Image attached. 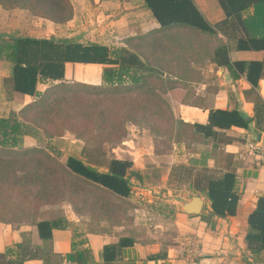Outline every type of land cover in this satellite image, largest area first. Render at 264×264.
Returning <instances> with one entry per match:
<instances>
[{"label": "crops", "instance_id": "0c3cea01", "mask_svg": "<svg viewBox=\"0 0 264 264\" xmlns=\"http://www.w3.org/2000/svg\"><path fill=\"white\" fill-rule=\"evenodd\" d=\"M88 2L87 11L83 7L63 23L43 18L21 21L20 9L5 10L0 6V33H3L0 40L22 36L59 41L71 39L78 43L124 47L135 52V45L127 44V40L133 43L148 35L164 36L167 32L143 0ZM193 2L217 35L196 31L192 34L174 26L170 30L185 31L180 36L181 42L178 39L181 44L169 49L161 46L150 58L152 63L154 58L159 63L162 61L161 67L154 66L155 72L160 74L157 92L167 102L175 120L174 134L178 136L179 148L165 153L167 160L159 162L151 148L143 151L138 145H132L136 138L132 132V137L122 143L130 145L129 154H142L144 162L133 163L131 155L117 157L132 162L127 172L132 188L124 203L114 201L102 205L100 201L94 207L81 205L76 208L68 203L54 211L46 209L32 222L0 220V264H264V251H250L245 241L248 216L258 199L264 197V164L254 156L244 161L236 158L241 142L264 139V69L257 85L253 86L247 80L246 70L239 73L216 64L213 59L216 47L226 44L231 61H264V49L238 48V40L246 37L245 33L253 39L264 37L262 8L254 4L242 15L243 21H225L218 0ZM87 17L90 21H85ZM169 50H173L172 55ZM104 67L65 62L62 82L101 87ZM11 70V63L0 59V117L17 114L23 106L54 86H48L50 81L39 82L38 96L7 93L4 79L10 77ZM58 83L53 81V84ZM214 109L237 110L244 114L249 124L245 128L216 129L212 136L195 131L193 125L207 124L209 113ZM182 125L192 129L189 127L191 130L183 134ZM38 136L29 127L18 148L42 146ZM182 165L193 175L202 169L209 174L200 190L190 181L191 189L179 195L184 198L189 194L199 195L203 200L199 214L182 212L174 201L173 190L186 180L176 169ZM224 173L235 176L234 192L238 200L234 215L217 217L203 188L209 179H218ZM39 221L51 223L48 238L40 237ZM185 237H193L197 242L199 254L192 260L183 252ZM131 241V244L123 243Z\"/></svg>", "mask_w": 264, "mask_h": 264}, {"label": "trees", "instance_id": "16d2710c", "mask_svg": "<svg viewBox=\"0 0 264 264\" xmlns=\"http://www.w3.org/2000/svg\"><path fill=\"white\" fill-rule=\"evenodd\" d=\"M143 1L160 26L167 28V32L163 34L164 36H160L159 34L148 35L139 38L137 42L133 43L127 40V44L135 45V52H131L124 47L113 48L97 43H78L71 39L59 41L53 38L36 39L25 36L9 37L8 40H0V59L4 58L12 65L10 77L4 79L5 90L7 93L20 92L31 96H38L36 87L41 81H59L56 88L62 89L66 87L67 84L62 82L65 62L101 64L105 67L102 71V84L98 88L99 90H111V92L100 93L95 96L100 100L107 97L110 101L107 115L103 117L104 120L102 119L99 122L100 127L112 126L113 117H116L120 118L121 125L119 128L124 132L126 123L136 122L135 120L140 116L141 120L144 121V126L150 132L159 133L166 129H174L175 120L170 108L161 97V94L157 92V82L160 74L156 73L157 71L155 72L156 68L154 69V66L161 67L162 61L159 63L154 58L155 61L152 63L150 58L161 46L169 49L179 43L178 39L180 40V36L184 35L186 30L192 34L196 31L216 36L217 33L209 25L193 0ZM218 1L225 13V21H243L242 15L247 13L248 9L254 4L261 5V17L262 21H264V0ZM0 6L5 10L16 8L28 9L34 15L45 17L57 23L66 22L72 15L69 0H0ZM174 26L182 28L185 31L181 29L170 30ZM245 35L246 37H241L238 40V48L251 50L264 49V37L253 39L247 33ZM162 39L163 41L161 42ZM169 52L171 55L173 54V50H169ZM213 59L216 64L225 65L227 68L234 69L239 73L246 70L247 80L253 86L257 85L258 79L264 69L263 60H250L249 62L231 61L226 44H219L216 47ZM167 63L169 62L167 61ZM89 88L97 89L95 87ZM42 98L43 96L37 97L34 102L21 108L17 114L11 113L8 117H0L1 196V192H6L3 188L11 189L13 187L12 185L4 187L2 183L4 176L8 174V167L12 162L19 161L18 157L23 156V154H28L25 156L28 157L26 159L34 161L41 170L40 172H42V175L36 176L37 184H35L38 185V188L39 185L41 186L39 189L41 192L38 193L39 191H37L34 193L33 189H28L29 194H26V196H36L35 200H41L42 198H48V194L52 190L57 192L56 188H53L48 171L49 166L52 164H56L60 168L62 167L58 161L46 153L45 150H50L51 146L43 149H32L29 152L23 151L17 154L14 152V149L19 145L21 137L26 134L29 126H38L43 128L44 131L43 124L38 120L39 115L46 111L47 114L49 113L44 108L49 106L50 111L54 114L55 112H60L59 99L61 97L58 92L48 100H41ZM52 121L51 119V123ZM248 124L249 121L246 120L244 114L237 110L214 109L209 113L207 124H194L193 129L201 132L204 136H212L216 129L221 130L231 126L245 128ZM182 127H185V125H182ZM45 128L44 133L46 138L51 139L53 136L59 135L50 131L47 125H45ZM190 128L192 129V127ZM102 131L106 130L103 129ZM184 132L187 131H183V134H185ZM5 155L11 156L5 157ZM99 164L105 166L106 169L100 171L75 156L69 155L66 157L62 170L67 179H71L79 184L77 185V190L83 191L71 195L72 199L69 198L67 200L75 208L77 203L79 204V201L82 205L94 207L100 201H102V205L113 203L114 201L124 203V199L130 196L131 184L127 177V172L132 166V162L126 159L111 157ZM39 169L37 170L39 171ZM176 169L179 170L178 173L181 178L184 177V174L191 175L192 172L188 167L183 165L177 166ZM234 185L235 176L232 173H224L218 179H209L206 187L203 188L210 201L212 212L217 217L235 214L238 196L234 192ZM200 188L195 189L200 190ZM87 191L90 192L89 196L93 197L89 198L86 195ZM76 197L78 199H75ZM66 198L67 195H61L59 201H63ZM0 220H3V218L0 217ZM247 222L249 225V230L245 236L247 247L254 253L264 251V197L258 199L255 209L248 216ZM51 226V223L48 221H39L37 223L41 238H48L50 236ZM123 243L131 244L132 241Z\"/></svg>", "mask_w": 264, "mask_h": 264}, {"label": "rangeland", "instance_id": "374dc122", "mask_svg": "<svg viewBox=\"0 0 264 264\" xmlns=\"http://www.w3.org/2000/svg\"><path fill=\"white\" fill-rule=\"evenodd\" d=\"M69 2L72 15L67 21L71 20L74 13H77L78 10L83 7L86 8V11L90 8L88 0H69ZM20 10L21 21H40L41 18L46 19L45 17L32 14V12L28 9ZM89 18L87 17L85 21H90ZM1 34L3 36V33H0V36ZM8 38H6V40H8ZM3 40L5 39H2L1 41ZM65 84H67L65 87L66 89H61L56 88L57 84L49 82V87L50 85L54 86H51L41 99L48 100L58 92L61 97L59 99V109H61L60 112H55L54 114L50 111L49 106H47L44 110H48L49 113L47 114L46 111L38 117V120L44 126V131L46 129L45 125H47L50 131L56 134L58 133L59 135L48 139L45 137L43 128L38 126H29L31 132L36 131V133L39 134L38 138L40 143L41 141L43 142L42 146L26 149H21L17 146L14 149L16 154L23 151L29 152L30 150L36 148L43 149L51 146V148H49L50 150L45 151L52 158L58 161L62 168L64 167L66 157L72 155L75 157L77 156V158L83 160L91 166L96 167L98 170L104 171L106 169L105 166H101L99 164L103 162V160H107L111 157L121 158L124 157V155H131L127 151L130 149V145L123 144L122 141L128 137H132V132L136 137L133 138L132 145H138V148L143 151H147V149L151 148L155 152L154 155L159 162H162L164 158L165 161L167 160V157L164 156L165 153H168L169 151H176L179 148L178 141L176 140V137L178 136L174 134V129H166L165 131H160L159 133L150 132L144 126V121L141 120L140 116L137 117V120H135L136 122H127L124 132H122L119 128L121 125L120 118L116 117H113V122H111L112 126H105L104 128L100 127L99 122L102 119L104 120L103 117L107 115L110 101L107 97L100 100L95 96L100 93L111 92V90H99L97 87H95L97 89H93L89 88L92 86H85L75 82ZM70 93H72L73 96L70 95ZM51 119L53 120L52 123ZM107 124H109V122H107ZM181 128L183 131L189 130V127ZM103 129L106 131H102ZM171 131L173 132L171 133ZM177 134L179 135V133ZM184 138H186V136H184ZM26 155L23 154V156L18 157V160L20 159L19 161H16L15 163L12 162V164L8 167V174L4 176V181L2 182L4 187L7 185L13 186L11 189L3 188L6 192H1L2 196L0 195V204H2L0 205V217L3 218V220H9V222H32V220L36 219L40 214L43 215L46 209H52L53 211L57 210L61 205L69 203L67 200L69 198L72 199L71 195L83 192L77 190V185L79 184L66 178L67 176L64 174L60 166L52 164L49 166L48 175L50 181L53 183V188L55 187L57 192L52 190V192L48 194V198H42L41 200H35L36 196L27 197L26 194H29L28 189H33V192L35 193L41 188L40 185L38 188V185L35 184H37L36 176L38 177L42 175V172H40L41 170L34 161L26 159L28 158L25 157ZM8 156L11 155H5V157ZM131 157L133 158V163L144 162L142 154L131 155ZM157 159L155 161H157ZM37 169H39V171ZM207 177H209V174L204 169L198 170L195 175H193V172L191 175L184 174L183 178L186 179L185 182L181 185L180 189L176 188V190H173V194L175 196H179L183 192L185 193L187 190H190L192 186L191 184L189 185L190 181L194 182V188H199L201 183H203ZM38 182L41 183L39 180ZM136 191L137 189H135L134 192ZM40 192L41 191L38 193ZM89 193L90 192L87 191L86 195L89 198L93 197L91 195L89 196ZM61 195H67V198L65 200L62 199L63 201H59ZM75 199H78V197ZM141 204H143V202H141ZM81 205L82 204L79 201V204L77 203L76 207H80Z\"/></svg>", "mask_w": 264, "mask_h": 264}, {"label": "built area", "instance_id": "2783aa9c", "mask_svg": "<svg viewBox=\"0 0 264 264\" xmlns=\"http://www.w3.org/2000/svg\"><path fill=\"white\" fill-rule=\"evenodd\" d=\"M254 156L259 163L264 164V139H247L240 143V146L236 152V158L238 160H247L249 157ZM183 252L189 259H193L199 254V249L197 248L196 239L193 237H185L183 239Z\"/></svg>", "mask_w": 264, "mask_h": 264}, {"label": "water", "instance_id": "95a60500", "mask_svg": "<svg viewBox=\"0 0 264 264\" xmlns=\"http://www.w3.org/2000/svg\"><path fill=\"white\" fill-rule=\"evenodd\" d=\"M174 201L180 210L187 214H199L203 206V200L197 194H189L185 198L176 196Z\"/></svg>", "mask_w": 264, "mask_h": 264}]
</instances>
